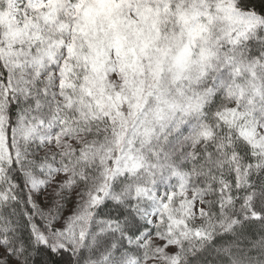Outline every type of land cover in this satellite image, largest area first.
Here are the masks:
<instances>
[{
  "label": "snow or ice",
  "instance_id": "snow-or-ice-1",
  "mask_svg": "<svg viewBox=\"0 0 264 264\" xmlns=\"http://www.w3.org/2000/svg\"><path fill=\"white\" fill-rule=\"evenodd\" d=\"M0 264H264V0H0Z\"/></svg>",
  "mask_w": 264,
  "mask_h": 264
}]
</instances>
